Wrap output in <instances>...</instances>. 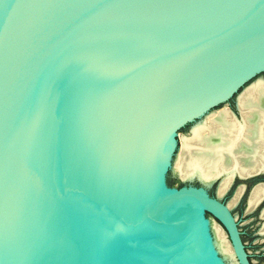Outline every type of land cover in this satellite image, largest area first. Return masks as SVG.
<instances>
[{
	"label": "water",
	"instance_id": "1",
	"mask_svg": "<svg viewBox=\"0 0 264 264\" xmlns=\"http://www.w3.org/2000/svg\"><path fill=\"white\" fill-rule=\"evenodd\" d=\"M260 72L264 0H0V264H226L211 221L250 264L228 204L165 174Z\"/></svg>",
	"mask_w": 264,
	"mask_h": 264
},
{
	"label": "bare ground",
	"instance_id": "2",
	"mask_svg": "<svg viewBox=\"0 0 264 264\" xmlns=\"http://www.w3.org/2000/svg\"><path fill=\"white\" fill-rule=\"evenodd\" d=\"M238 107L240 118L224 108L193 125L188 135L181 136V147L174 162V169L182 178L197 177L205 185L220 178L217 187L219 197L227 191L235 174L243 176L264 166L262 79H257L245 89L239 96ZM242 189L238 188L230 201L231 205L238 199ZM263 197L264 184H258L250 193L248 208L255 207ZM228 206L231 207L229 203ZM210 226L217 251L230 264H238L225 231L214 221L210 222ZM260 231L264 235V223Z\"/></svg>",
	"mask_w": 264,
	"mask_h": 264
},
{
	"label": "rangeland",
	"instance_id": "3",
	"mask_svg": "<svg viewBox=\"0 0 264 264\" xmlns=\"http://www.w3.org/2000/svg\"><path fill=\"white\" fill-rule=\"evenodd\" d=\"M257 79H264V72L256 74L249 81H247V84H251ZM241 88L239 90H241ZM236 95L237 93H234L232 97H230L225 103L216 106V108L212 109L211 112H216L221 108L227 107L236 111ZM206 116L207 115H203L197 118L195 121L188 122L178 130V145L174 151V154L172 155L171 165L168 167L167 172L165 174L166 181L169 185L175 187H180L183 185L202 186V184H200V182L195 178L191 180L180 178L178 176L177 171L174 169V162L181 147V136L188 135L190 128L194 124L206 118ZM262 181L264 182V173L256 177L247 179H240L238 177H234L227 191L220 197L217 194V187L219 185L220 178H217L210 185L204 187L210 195H215L225 203L230 204L231 212L235 216L239 230L241 231V237L244 241L245 249L248 253V259L250 261V264H264V235L260 231L264 223V215H262V210L264 209V197L255 207L251 209L248 208V199L252 189ZM242 184L244 185V187L238 199L233 205H231L230 201L233 200L239 186ZM225 263L230 264L228 260L225 261Z\"/></svg>",
	"mask_w": 264,
	"mask_h": 264
},
{
	"label": "flooded vegetation",
	"instance_id": "4",
	"mask_svg": "<svg viewBox=\"0 0 264 264\" xmlns=\"http://www.w3.org/2000/svg\"><path fill=\"white\" fill-rule=\"evenodd\" d=\"M262 174H263V173H262ZM260 183H261V184H264V182H263V181H262V182H260ZM260 183H259V184H260ZM243 242H244V241H243Z\"/></svg>",
	"mask_w": 264,
	"mask_h": 264
}]
</instances>
